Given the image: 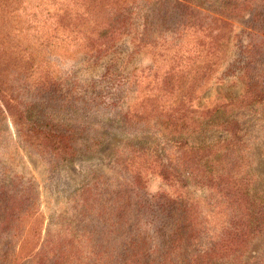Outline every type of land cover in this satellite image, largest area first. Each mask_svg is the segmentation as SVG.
I'll use <instances>...</instances> for the list:
<instances>
[{
  "label": "rangeland",
  "instance_id": "1",
  "mask_svg": "<svg viewBox=\"0 0 264 264\" xmlns=\"http://www.w3.org/2000/svg\"><path fill=\"white\" fill-rule=\"evenodd\" d=\"M116 2V31L103 29L95 42L85 11L95 4L97 14L104 1L0 0V264H124L125 232L134 228L150 234L153 251L127 264H159L156 228L169 233L174 218L156 194L173 196L179 184L157 165H176L171 141L224 136L218 124L227 114L241 125L244 182L264 201V95L244 97L264 78V23L253 16L264 8L253 0ZM180 103L187 110L173 117ZM21 122L89 147L52 158L24 140ZM94 136L104 142L92 145ZM189 189L207 200L206 189ZM243 261L264 263V237Z\"/></svg>",
  "mask_w": 264,
  "mask_h": 264
},
{
  "label": "trees",
  "instance_id": "2",
  "mask_svg": "<svg viewBox=\"0 0 264 264\" xmlns=\"http://www.w3.org/2000/svg\"><path fill=\"white\" fill-rule=\"evenodd\" d=\"M99 1H104L107 6L104 8L101 6V10L95 14L93 12L95 4H88L85 11L88 13L87 22L97 26L99 30L91 31L95 34L91 41L95 42H98L101 33L104 34L103 29L116 31L113 18L115 13L119 12L116 8L117 0ZM253 1L256 3L255 8L258 2L260 8H264V0ZM253 16L257 22L264 23V9H256ZM209 28L211 24L204 29ZM109 36H105V40L100 42H109ZM207 37L212 39L208 45L214 46L215 36L207 35ZM253 80L256 87L248 90L244 95L247 104L257 101L264 95V78L257 76ZM183 106L182 103L178 104L171 115L175 117V113L186 111L187 108ZM229 116V114L223 116L218 124L224 136L199 144H189L185 141L182 143L181 140L171 141L174 144L169 146L177 148L176 165L165 163L157 165L160 177L164 180H174L179 184V190L176 187L177 193L173 196L166 195L167 192L156 194V201L161 202L158 204L161 211L169 218H174L169 233L156 228V237L160 239V248L156 244V252L160 257L159 264H217L224 261L244 264V255L252 242L264 237V201L250 194V180L244 182L245 177L240 166L243 161L249 162V158L247 152H243L246 148L241 136V125ZM212 123H215L214 119ZM33 125L35 124L27 126L21 122L20 132L24 140L31 145L36 143L41 148L49 150L52 158L70 157L74 155L79 145L86 149L89 147L87 142H83L81 138L75 139L76 137L70 134H60L52 130H42L37 134ZM92 140V145H101L104 142L98 136H94ZM165 159L168 160L167 157ZM124 161L127 167L132 166L127 159ZM190 186L206 189L209 192L207 200L196 197L189 189ZM91 193L89 185L82 188L83 196ZM203 203L207 207L205 211ZM18 217L19 215L16 218L20 220ZM125 233L127 237L123 254L124 264L128 261L137 263L153 251L151 248L148 249L151 236L145 228L139 230L134 228L133 232L129 230Z\"/></svg>",
  "mask_w": 264,
  "mask_h": 264
}]
</instances>
